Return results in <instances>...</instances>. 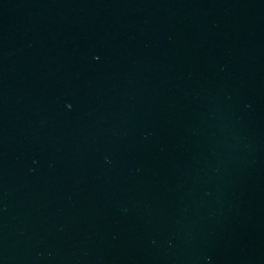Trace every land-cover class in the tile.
Segmentation results:
<instances>
[{
    "label": "water",
    "instance_id": "95a60500",
    "mask_svg": "<svg viewBox=\"0 0 264 264\" xmlns=\"http://www.w3.org/2000/svg\"><path fill=\"white\" fill-rule=\"evenodd\" d=\"M0 264H264V0H0Z\"/></svg>",
    "mask_w": 264,
    "mask_h": 264
}]
</instances>
